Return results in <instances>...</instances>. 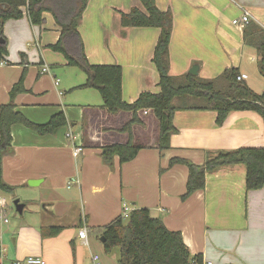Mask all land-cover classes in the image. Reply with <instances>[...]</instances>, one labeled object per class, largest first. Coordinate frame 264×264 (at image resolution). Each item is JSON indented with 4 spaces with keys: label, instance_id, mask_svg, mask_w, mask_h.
<instances>
[{
    "label": "crops",
    "instance_id": "obj_1",
    "mask_svg": "<svg viewBox=\"0 0 264 264\" xmlns=\"http://www.w3.org/2000/svg\"><path fill=\"white\" fill-rule=\"evenodd\" d=\"M156 4L174 18L172 76L184 75L199 65L200 78L214 80L225 70L237 68L247 75L245 82L255 93L264 92L258 93L248 83L250 75L244 66L249 62L258 67L259 56L244 43V28L233 24L247 12L250 22L264 28V0H156ZM133 8H142L139 0H89L79 25L91 64L122 67V96L130 104L143 92L160 91L159 74L152 63L160 31L123 27L121 14ZM44 19L40 26L32 25L27 15L4 24L8 57L7 64L0 65V107L10 101V90L26 71L27 92L15 98L17 110L38 124L64 112L68 125L45 136L23 126L13 127L12 149L2 160L3 180L15 190L27 189L33 196L32 205L38 208L30 209L32 216L16 227L0 229L1 264L28 257L41 258L44 264H91L97 251L103 264H118L119 249L105 254L100 235L102 228L121 216L124 204L131 212L147 208L167 229L181 232L191 255L201 256L204 262L264 264V188L247 190L245 166L207 174L205 188L185 200L188 168H169L172 158L202 166L209 153L264 148L262 117L253 111H233L219 126L215 111L187 110L191 100H175L179 109L173 124L178 131L171 137L170 149H158L159 131L154 134L151 129L154 118L148 117L149 111L147 115L139 112L143 125H134L132 134L143 149L130 162L121 164L116 156L106 164L101 148L128 142V135L119 130L132 119V113L110 114L103 109V101L99 103L89 92L91 88H81L87 75L69 67L62 54L49 49L58 42L60 29L50 13ZM44 66L50 69L46 74H42ZM75 128L81 139L76 143L84 148L78 158L67 139ZM146 132L154 137L146 139ZM70 182L77 194L66 197L62 192L71 190ZM50 227L63 230L58 236L43 238L41 229ZM84 227L89 231L88 245L78 236Z\"/></svg>",
    "mask_w": 264,
    "mask_h": 264
},
{
    "label": "trees",
    "instance_id": "obj_2",
    "mask_svg": "<svg viewBox=\"0 0 264 264\" xmlns=\"http://www.w3.org/2000/svg\"><path fill=\"white\" fill-rule=\"evenodd\" d=\"M142 8H133L121 14L125 28H156L160 35L152 57L158 74V93L143 92L134 103H127L122 96L123 70L118 65H93L89 62L79 32V25L88 7L89 0H0V63L8 56L4 24L9 20H20L25 15L32 25L45 22L44 14L50 13L60 29L57 43L50 45L53 52L62 54L69 67H75L87 75V82L81 88H91L99 92L103 109L110 114L132 113V119L119 132L128 135L127 143L108 144L101 148V157L110 164L118 157L121 164L134 160L143 146L133 141V126L143 124L139 112L150 110L158 121V149H170L171 137L177 133L173 124L175 112L179 109L175 100L184 103L191 100L187 110H206L217 113V124L223 125L233 111H253L264 121V92L255 93L245 82L238 81L241 75L237 68H230L217 79L206 80L189 72L175 77L170 74V42L174 18L170 11H161L156 0H139ZM244 43L254 48L259 56L258 69L264 76V28L249 22L243 31ZM25 58V55L22 54ZM26 71L10 90V101L0 107V193H12L2 176V160L12 149L13 127L23 126L38 135H54L68 125L64 112L56 113L44 124L30 121L18 111L15 98L25 89ZM187 104V103H186ZM184 165L188 168L187 199L206 186V175L226 167L244 165L246 168V188L248 191L264 188V148L245 147L233 151L209 153L204 165L194 164L183 158H172L169 168ZM62 227L42 228L43 238L55 237ZM105 254L119 249L118 264H203L201 256H192L184 243L181 232L170 231L163 221L151 216L147 208L131 212L128 219L117 217L102 228L100 239ZM2 246L0 243V264Z\"/></svg>",
    "mask_w": 264,
    "mask_h": 264
},
{
    "label": "rangeland",
    "instance_id": "obj_3",
    "mask_svg": "<svg viewBox=\"0 0 264 264\" xmlns=\"http://www.w3.org/2000/svg\"><path fill=\"white\" fill-rule=\"evenodd\" d=\"M34 47H35V45L32 46L30 49L34 50L35 49ZM244 68L248 71V73L250 75V80L248 82L249 85H251L258 93H261L262 90H264V76L260 73L257 65L254 64V63L252 64V63L247 62L246 65L244 66ZM77 70H79V69H77ZM77 72H79L80 74H83V76H86L85 73H83L81 70H79ZM84 92H86V91H83V93H78V94L82 95V94H84ZM89 92H92V94H95V96H97V101L102 104V99H101V96H100L98 91H96L94 89H89ZM97 101L93 102V103L97 104L98 103ZM148 111H149V114H150V115H148V117L154 118V120L152 121V123L154 124V127H151V129H153L152 131L154 132V134H156L157 131H158V129H157L158 121L154 117L153 113L150 110H148ZM74 121L78 122L79 120L75 119ZM81 124L85 125V123H83L82 120L79 121V125L80 126H81ZM141 125H143V124H141ZM77 129H78V132L81 131L79 126H77ZM77 129L75 128L74 130H71L70 134L77 136L76 135L77 134V131H76ZM86 129H87V131L89 130V128H87V126H86ZM67 131H68V128L65 129V132H67ZM154 134H152V132L144 133V135H146L145 138L148 139V140H151L154 137ZM67 139L70 142H72L71 139H69V138H67ZM77 140L78 141H75V142H81L80 138L79 139L77 138ZM28 184L30 185V182ZM62 193L65 194L66 197H71L72 194L74 196H76L77 189H76V187L74 185H72L71 186V190L64 189ZM3 196L8 201L7 215L9 217L10 222L8 224L4 225L2 228H0L2 230H7V229H10V228L16 227L17 223L20 220H23V219H26V218L29 219L32 216L31 212H30V209L38 208L37 205H32L31 200H32L33 196H32V193H30L27 189H23V188H19V189L17 188L16 190L13 189L12 193H4ZM16 200H19L21 203H24V204L28 203V205L25 206L26 209H25L24 213L19 214L16 211V207H15V204H14V202ZM40 208H42V207H40ZM95 242L97 243L98 246L101 245L99 240L95 239ZM114 250L118 252V249H114ZM97 254H100L99 251H97V253H94L93 255H97ZM100 256H101V254H100Z\"/></svg>",
    "mask_w": 264,
    "mask_h": 264
},
{
    "label": "built area",
    "instance_id": "obj_4",
    "mask_svg": "<svg viewBox=\"0 0 264 264\" xmlns=\"http://www.w3.org/2000/svg\"><path fill=\"white\" fill-rule=\"evenodd\" d=\"M249 22H250V16L247 12H244V14L242 15L240 19L233 21V24L243 29ZM6 64H7L6 61H3L0 63L1 66L6 65ZM49 70L50 69L47 66H44L42 69V74L48 73ZM247 78H248L247 75L241 74L238 77V81L247 80ZM56 85H59V80L56 81ZM144 114L147 115L148 111H144ZM67 138L72 140V150H73L74 158H78L84 152V148L80 144H77L75 142L77 141L76 136L69 133L67 134ZM72 182H76V181L73 180ZM72 182L69 183V187L72 185ZM7 207H8L7 199L3 195H0V224L2 225H6L10 222L9 217L7 215V209H8ZM130 214H131L130 208L124 204L121 217L123 219H128ZM88 234H89V231L87 227L82 228L78 234L79 238L81 240H84L86 245H88ZM13 264H44V262L41 260V258L28 257L23 261H17V262H14ZM91 264H103L101 257L98 254L93 255L91 259ZM193 264H196V263H193ZM203 264H211V263L203 261Z\"/></svg>",
    "mask_w": 264,
    "mask_h": 264
},
{
    "label": "water",
    "instance_id": "obj_5",
    "mask_svg": "<svg viewBox=\"0 0 264 264\" xmlns=\"http://www.w3.org/2000/svg\"><path fill=\"white\" fill-rule=\"evenodd\" d=\"M0 42H1V43H4L5 41H4V40H0ZM263 69H264V62H263ZM199 70H200V66H199V65H194V66L190 69L189 73H190V74H193V75H195V76H198V75H199ZM30 185H34V183H33V182H30ZM14 204H15V207H16V211H17L19 214H22L23 211H24V208H25V204L21 203L19 200H16V201L14 202ZM104 241H105V239L102 238V239H101V242L103 243Z\"/></svg>",
    "mask_w": 264,
    "mask_h": 264
}]
</instances>
